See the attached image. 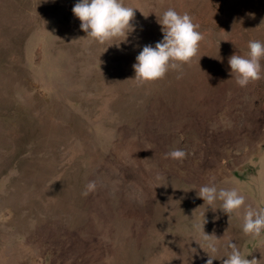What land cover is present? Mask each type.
Masks as SVG:
<instances>
[{
    "label": "rangeland",
    "instance_id": "obj_1",
    "mask_svg": "<svg viewBox=\"0 0 264 264\" xmlns=\"http://www.w3.org/2000/svg\"><path fill=\"white\" fill-rule=\"evenodd\" d=\"M75 2L0 0V264H205L201 185L264 207V76L240 87L228 64L264 41V0H125L135 30L119 46L86 37ZM167 8L204 39L179 78L138 82ZM244 211L208 208L204 231L264 264Z\"/></svg>",
    "mask_w": 264,
    "mask_h": 264
},
{
    "label": "clouds",
    "instance_id": "obj_2",
    "mask_svg": "<svg viewBox=\"0 0 264 264\" xmlns=\"http://www.w3.org/2000/svg\"><path fill=\"white\" fill-rule=\"evenodd\" d=\"M134 9L137 8L129 6L125 0H76L72 12L79 18V27L86 32V37H90L98 44L110 41L107 46L113 43L119 46L121 41L127 42L128 35L135 30V24L132 23ZM157 23L161 25L162 38L156 41L154 46L145 44L136 55V62L133 64L135 72L133 78L141 83L161 79L170 70H177L179 78V70L196 56L199 44L204 39L199 31V25L193 22L187 12L180 13L174 8H167L157 14ZM262 59H264V41L259 39H251L247 42L245 54L235 53L229 57L231 76H234L235 82L240 87H246L250 82L264 76ZM165 155L173 159H181L185 152L174 148ZM156 180L166 181V178L157 172ZM165 183L160 182L158 185ZM93 187L92 182L87 185L89 190ZM192 188L197 189L196 187L184 189ZM196 195L203 199L205 210L201 214L203 219L193 224L194 228L202 225L199 232L200 239L193 240L208 253L205 264H213V259L221 257H225L221 264H256L257 260L248 259V253H242L230 238L224 244H219L218 238L206 233L203 225L206 221L205 211L208 208L213 211L219 208L229 217L243 206L245 211L241 225L242 232L253 238L261 237L264 235V207L250 208L245 204V195L238 188L218 187L215 183L201 185ZM221 247L224 251L216 255Z\"/></svg>",
    "mask_w": 264,
    "mask_h": 264
},
{
    "label": "bare ground",
    "instance_id": "obj_3",
    "mask_svg": "<svg viewBox=\"0 0 264 264\" xmlns=\"http://www.w3.org/2000/svg\"><path fill=\"white\" fill-rule=\"evenodd\" d=\"M260 254H261V258L263 257V254L260 252Z\"/></svg>",
    "mask_w": 264,
    "mask_h": 264
}]
</instances>
